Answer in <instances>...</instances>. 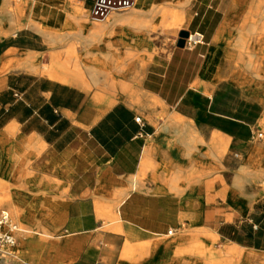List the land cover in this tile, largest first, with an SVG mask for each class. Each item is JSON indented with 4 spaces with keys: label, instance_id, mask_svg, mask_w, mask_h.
Returning <instances> with one entry per match:
<instances>
[{
    "label": "crops",
    "instance_id": "1",
    "mask_svg": "<svg viewBox=\"0 0 264 264\" xmlns=\"http://www.w3.org/2000/svg\"><path fill=\"white\" fill-rule=\"evenodd\" d=\"M232 2L187 1L183 7L182 28L154 54L150 50L145 54L140 38L151 32L150 27L156 21L150 8L166 7L163 0H137L128 11L110 14L101 20V25L89 28L84 36L89 44L100 37L99 50L91 52L100 53L101 68L107 72L96 81L89 65L95 62L93 58H84L86 64L82 65L69 55L65 63L52 55L50 62L49 53L55 49L36 37L48 36L49 42L56 44L65 35L53 27H42L41 23L39 28L32 25L29 8H33V0H0V133L7 137L13 126H17L21 141L36 148L37 144L44 143L43 164L54 169L60 183L68 184V189H56L54 227L73 234L94 229L100 222L95 217L98 203L99 217L109 221L108 226L120 233H131L133 228L129 225L136 223L155 230L168 220L173 221L166 233L155 230L154 242L137 246L128 239L119 264L127 260L128 256H124L127 245L132 246L133 262L137 261L134 255L144 246H148V251L140 256L156 253L161 246L166 253L172 249L177 255L188 253L197 258L215 254L203 242L182 246V237L169 239L179 230L174 224L178 215L172 217L175 208L172 201L164 200L158 207L150 203L154 193L146 189L144 194L138 191L143 188L142 180L147 172L159 171L154 158L185 164L190 151H194L195 164L234 165L232 157L220 161L219 155L227 145L246 158L253 149L250 143L254 128L258 129L264 120V97L254 94L251 81L238 75L234 66L238 51L230 38L236 28H224ZM35 5L58 12L52 18L55 21L63 19L61 11L68 5L74 11L82 9V16L89 17L88 0H36ZM15 7H20L18 19L14 17L16 13L13 16L10 12ZM36 14L40 20H50L42 11ZM171 17L163 15L157 26L162 30L174 28L163 24ZM136 19H145L151 24L145 29L142 28L145 23ZM80 26L83 30L87 28L84 23ZM182 30L201 34L203 39L194 46L178 47ZM74 52L70 46L69 54ZM69 62L73 68L68 67ZM74 62L80 64L79 69ZM86 72L92 73V80L105 86L106 92L97 91L91 80L89 84ZM206 150L212 152L215 162L206 159ZM178 173L179 170L175 176L156 174L155 179L161 180L159 191L163 193L168 188L180 193ZM242 174L241 170L234 173L231 190L223 187L214 195L226 206L209 211L226 228L231 244L228 253H239L244 264H264V201L259 204L247 186L245 194L233 189L242 187L237 176ZM243 175L245 180H251L247 173ZM50 189L44 187L38 194L49 193ZM200 193L198 190L197 195ZM199 201L198 198L197 206L192 209L197 214L203 210L204 214V206ZM124 220L128 226L123 225ZM171 229L173 234L168 235ZM62 237V234L58 236ZM111 243L104 246L103 264H108L104 258L115 251ZM74 249L75 243L70 242L69 260Z\"/></svg>",
    "mask_w": 264,
    "mask_h": 264
},
{
    "label": "rangeland",
    "instance_id": "2",
    "mask_svg": "<svg viewBox=\"0 0 264 264\" xmlns=\"http://www.w3.org/2000/svg\"><path fill=\"white\" fill-rule=\"evenodd\" d=\"M35 2L36 0H33V8L31 6L29 8V12L31 13L30 18L41 23L43 25L42 27L45 25L53 27L56 29V32L65 35V39L56 44L50 43L48 36H45L44 38L36 37L38 40L44 39L47 47L55 49V51L49 53L50 62L52 55H56V58L60 63H65L69 55L75 62L80 60L82 65L86 64L83 60L84 58H93L95 62H90L89 65L93 68V71H91L93 72L96 81H98L100 75L103 72H107L105 69L101 68L99 59L100 53L91 52V50H99L98 47L101 44L100 37L96 38L93 43L89 44L85 42L84 36L88 33L89 28L97 24L101 25V20H93L88 16L83 17L82 15L84 13L82 9L78 8L74 11L73 8H70L71 6L68 5L65 10L61 11L63 19L55 21L52 18L55 14H58V12H55V10L51 8H44L42 10L39 5H35ZM163 4L166 7L162 6L160 10H152V7L150 8V12L155 13L156 21L155 24H152L150 27V33L141 35L140 45L145 48V54L148 50H150L152 54L161 50L163 44H168L170 42L169 37L172 35L175 36L177 30L182 28L184 23L183 20L178 27L165 30H162L160 26H157V22L159 19H162L161 17L163 15L170 17L174 13H177L181 6H184V4H181V0H163ZM245 5H247V9L260 6L258 12L260 13L259 17L264 18V0H246L244 7ZM38 11H42L48 15L50 20H40L36 14ZM10 12L13 16L14 13H16L17 15L14 17L17 19L21 17L20 7H15ZM70 12H72V14H70ZM246 15H249V13L247 12ZM136 21L144 22L145 26H142V28L145 29L149 28V24H151L145 19H136ZM83 23L87 26L84 30L80 26ZM32 29L37 31L35 28ZM234 30L235 32L230 38L232 46H234L237 38V28ZM70 46H73L75 50L72 54H69ZM86 48H88V52H86ZM237 51L238 53L235 55L236 58L234 59V66L236 67L238 75L251 81L256 96L264 97V58L261 57L264 52V44L253 41V44L250 45L247 50L240 51L237 49ZM247 51H252L253 53V58L251 60L249 59V55H247ZM140 54L143 55L144 52L142 51ZM67 65L69 68H73L72 62L67 63ZM80 71L83 72L82 70ZM108 73L111 77V71H108ZM92 79V73L86 72V80L89 84L90 80L91 82L93 81ZM93 83L97 91L106 92L107 89L105 86H101L94 81ZM259 125L260 127L258 129L254 128V138L250 143V145L253 146V149L250 150L248 158L242 153L231 151L228 145L225 148L224 153L219 155V157H221L220 161H222V158L225 159L227 157H232L235 160L234 165L195 164L194 162L197 161V157L196 154H193L194 151H190V154L186 157L187 163L185 164H171L166 162L165 159L154 158L153 160L158 165L159 171L147 172L142 180L143 188L138 191L144 194L143 189H146L150 190L149 192L152 194L154 193L155 195L153 197L155 198L154 200H151L150 203H155L158 207H161L164 200L172 201V204L175 207L172 217L178 215L179 219H177L174 224L179 230L176 232L177 235L169 237V239L172 240L176 236L182 237V246H188L194 241L203 242L206 247H211L215 254L208 256V258L205 256L197 258L188 253L177 255L172 249L166 253L164 252V247L161 246L156 253H151L146 256H140V251H138L134 255L137 261L133 262L130 256L126 258L127 260L124 264H209L210 262H214V264H244L243 262L241 263L239 253L227 252V248L231 244L228 240L229 238L226 233V228L221 224L222 221L216 220L214 213L209 210H212L214 207L223 208L226 206V203H221V201L219 203V197H215L214 195L223 187L227 191L231 190L234 173L237 174L239 170H241L243 174L247 173V175H250L251 180H245L243 174L237 175L243 185L241 188L233 187V189L245 194L247 186V188L253 192L255 196L254 199L259 200V204L264 201V120L260 121ZM204 145L207 147L208 144L204 143ZM3 147L8 148L12 156L15 153L20 155L19 162L21 166L17 169L15 174H13L15 165L14 163L11 164V175H8V179L4 180L5 183L3 189H0V196H2L6 190L11 191L13 198L16 201V206L19 209V213L20 215H23L25 221L23 225H20L16 219L10 216L22 229V232L18 237L17 244L11 250L15 255L13 262L4 263L3 261H0V264H44L47 260H49L50 264H103L102 252L105 244L109 242H112L111 244L114 245L115 251L111 253L109 257H105L104 262L108 264H119L121 253L128 239L131 240L132 244L137 246L142 245L143 243L154 242L157 239L155 236V230H161L166 233L173 223V221L168 220L162 228L155 230L147 228L144 224L136 223L129 225L133 228L131 233H120L111 229V226H108L109 221L99 217L97 213L98 203H96L95 217L100 222L94 229L79 230L77 234H73L71 231L65 232V229L63 228H56L53 225L56 222V189L62 191L63 189H68L69 186L68 184L60 183L56 179V172L51 166L43 164L44 154L46 153L45 148L38 151L31 143H28L25 140L21 141L18 130L16 132H11L7 137L0 133V149L3 150ZM253 151L257 152L251 156ZM205 157L207 160H212L213 162L217 160L210 150H206ZM6 158L4 152H1L0 178H3V176L7 174L4 173L2 167ZM248 159H250L249 168L242 170L241 167ZM178 170L180 173H178L177 176L181 177L179 184L180 187H182V191L180 193H173L166 188V191L163 193L160 192L159 182L161 180L155 179V177H157L156 174L159 176H175V172ZM197 177L201 178L198 179ZM37 179H40L41 181V188H46L48 186L51 188L49 193L33 195L32 192L29 191L30 183L33 180L37 181ZM198 190L201 191L200 195H197ZM198 198L199 200L201 199L199 204H201L202 207L204 206V214L202 213V207V211L199 214L195 212V209H192V206H197ZM60 199L64 200L63 197ZM145 199L149 200L146 197ZM222 199L225 200L223 197ZM117 207H119V205ZM158 210H160V208ZM38 216L43 224L51 230L53 237L47 238L39 235H34L32 238L29 237V240H27L29 242L32 241V239L34 240V238L38 241L40 240L42 248L27 245V247L23 248L22 253H18L21 234H26V228L32 223V220L30 219ZM122 223L124 226H128L125 220ZM208 233H211L214 236L209 238L207 236ZM61 234L63 237L58 238ZM70 242L75 243L72 260H69L67 257L68 244ZM55 246L56 254H53Z\"/></svg>",
    "mask_w": 264,
    "mask_h": 264
},
{
    "label": "bare ground",
    "instance_id": "3",
    "mask_svg": "<svg viewBox=\"0 0 264 264\" xmlns=\"http://www.w3.org/2000/svg\"><path fill=\"white\" fill-rule=\"evenodd\" d=\"M187 1L189 0H183L181 4L183 5ZM245 1L246 0H233L225 16V19H224V28H227L228 26L229 27L235 26L237 28V38H236L234 46L240 51L247 50L248 47H250V45L253 44V41L259 42L260 44H264V18L259 17L260 13L258 12H259L260 6L247 9L246 8L247 5H245L244 7ZM183 7L184 6H181L180 10L177 13H174L170 20L165 21L163 23L165 27L167 28L178 27L181 24V22L184 20ZM154 9L158 10L159 7L155 6ZM247 12L249 13V15H246ZM32 25L35 28L40 27V23L33 19H32ZM99 30H100V27L96 29L97 32H99ZM218 39H219V36H218ZM263 54L261 55L262 58H264ZM247 55H249L250 60L253 58L252 51L251 52L247 51ZM75 67L79 69L80 64L75 63ZM34 70H36L35 67H34ZM16 131H17V126H13L12 132H16ZM36 146H37V150L40 151L41 149L45 147V144L41 142L40 144H37ZM1 152H4L5 157H7L5 160V163H3V166H2L4 173L5 174L7 173V174L4 175L3 178L2 177L0 178V189H3L4 183H5L4 180L8 179L7 177L11 175L10 173L12 171L11 164L14 163L15 165L13 174H15L17 169L20 168L21 164L19 162V158H20L19 154L15 153L12 156L8 148H4L3 150L0 149V153ZM256 152L257 151H253V153H251V156L256 154ZM249 163H250V159H248L243 165V170L249 168ZM136 182H137V177H136L135 183ZM41 187H42V184H41L40 179H37V181L33 180L29 185V191L32 192V194H38V192H41V190L44 189ZM46 188L50 189L49 186ZM0 209L1 211L2 210L6 211L12 218L16 219L20 225L24 224L25 219L23 218V215H20L19 209L16 206V201L14 200L11 191L6 190L4 194L0 196ZM30 220H32V223L30 224L29 227L26 228V231H25L26 234L25 233L21 234L18 253H22L23 248L27 247V245L33 246L36 248L38 247L42 248L40 240L38 241L36 238H34V240L32 239V241L29 242L27 241L29 240V237L32 238L34 237V235H39V236L47 237V238L53 237L51 230L43 224L39 216L32 218ZM170 231H172L173 233V230L171 229L168 231V235ZM147 251H148V246H144L140 249V254L143 255ZM49 253H50V250H49ZM132 253H133L132 246L127 245L124 249V256L130 257L132 256ZM14 259H15V255L11 251L10 260L13 262ZM44 264H50L49 260H47Z\"/></svg>",
    "mask_w": 264,
    "mask_h": 264
},
{
    "label": "built area",
    "instance_id": "4",
    "mask_svg": "<svg viewBox=\"0 0 264 264\" xmlns=\"http://www.w3.org/2000/svg\"><path fill=\"white\" fill-rule=\"evenodd\" d=\"M89 17L93 20H104L114 12H125L133 8L137 0H88ZM192 37H195L192 40ZM201 34H190L185 46H194L201 42ZM140 121V117L136 118ZM22 229L13 221L6 211H0V261L11 262V249L15 247ZM172 231L169 235H172Z\"/></svg>",
    "mask_w": 264,
    "mask_h": 264
},
{
    "label": "water",
    "instance_id": "5",
    "mask_svg": "<svg viewBox=\"0 0 264 264\" xmlns=\"http://www.w3.org/2000/svg\"><path fill=\"white\" fill-rule=\"evenodd\" d=\"M190 33L188 31L182 30L179 33L177 46L178 47H185L186 39L189 37Z\"/></svg>",
    "mask_w": 264,
    "mask_h": 264
}]
</instances>
